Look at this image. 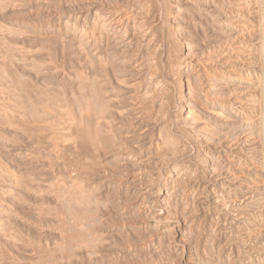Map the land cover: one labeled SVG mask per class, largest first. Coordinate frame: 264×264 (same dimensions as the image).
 Returning a JSON list of instances; mask_svg holds the SVG:
<instances>
[{"label": "rangeland", "instance_id": "obj_1", "mask_svg": "<svg viewBox=\"0 0 264 264\" xmlns=\"http://www.w3.org/2000/svg\"><path fill=\"white\" fill-rule=\"evenodd\" d=\"M0 264H264V0H0Z\"/></svg>", "mask_w": 264, "mask_h": 264}]
</instances>
